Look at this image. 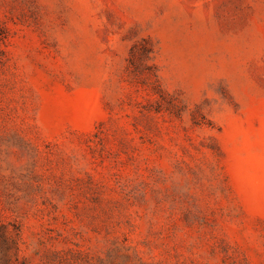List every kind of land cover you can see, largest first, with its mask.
Returning <instances> with one entry per match:
<instances>
[{
  "label": "rangeland",
  "instance_id": "rangeland-1",
  "mask_svg": "<svg viewBox=\"0 0 264 264\" xmlns=\"http://www.w3.org/2000/svg\"><path fill=\"white\" fill-rule=\"evenodd\" d=\"M0 264H264V0H0Z\"/></svg>",
  "mask_w": 264,
  "mask_h": 264
}]
</instances>
